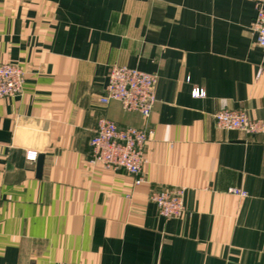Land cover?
<instances>
[{
    "label": "crops",
    "instance_id": "obj_1",
    "mask_svg": "<svg viewBox=\"0 0 264 264\" xmlns=\"http://www.w3.org/2000/svg\"><path fill=\"white\" fill-rule=\"evenodd\" d=\"M255 16L253 0H0V62L25 71L0 99V264H264V132L213 118L264 120ZM124 64L157 75L140 184L90 162L99 117L144 124L100 100ZM173 187L185 210L166 220L150 192Z\"/></svg>",
    "mask_w": 264,
    "mask_h": 264
},
{
    "label": "built area",
    "instance_id": "obj_2",
    "mask_svg": "<svg viewBox=\"0 0 264 264\" xmlns=\"http://www.w3.org/2000/svg\"><path fill=\"white\" fill-rule=\"evenodd\" d=\"M256 16L253 31L256 42L264 48V0H253ZM25 83L24 69L15 63L0 62V99L19 96L23 93ZM157 75L128 65L111 67L109 79L102 103L119 101L129 112L141 115L144 124L140 127L119 126L114 120L101 116L90 139L92 164H101L109 170H125L135 176V184L143 182V170L148 162L146 146L153 137L154 129L149 119L156 103L155 87ZM194 97L206 95L204 88L195 86ZM216 127L225 130H238L246 134L264 132V120L249 116L245 109H222L213 114ZM36 151L28 150L27 158L36 160ZM230 192L246 197L248 192L242 188H230ZM185 188L173 187L153 189L151 200L157 205L160 216L168 220L180 217L185 210ZM55 264H77L58 261Z\"/></svg>",
    "mask_w": 264,
    "mask_h": 264
}]
</instances>
